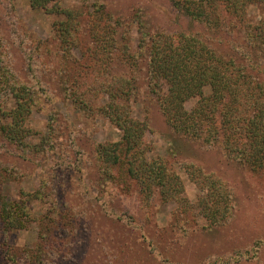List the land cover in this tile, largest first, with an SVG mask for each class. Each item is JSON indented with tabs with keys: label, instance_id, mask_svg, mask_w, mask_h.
Masks as SVG:
<instances>
[{
	"label": "rangeland",
	"instance_id": "rangeland-1",
	"mask_svg": "<svg viewBox=\"0 0 264 264\" xmlns=\"http://www.w3.org/2000/svg\"><path fill=\"white\" fill-rule=\"evenodd\" d=\"M219 11L215 26L213 17L211 25L190 20L169 0H58L40 8L0 0L1 64L34 99L22 144L0 134L1 195L29 214L24 229L7 235L0 222V264H264V171L233 164L217 144L175 133L159 108V90L118 50L124 35L129 54L145 62L140 20L146 33L196 37L264 86V0L237 18ZM118 75L127 78L132 117L146 126V159L180 178L189 206L164 202L158 192L143 201L137 186L107 181L96 149L120 139L103 112V87ZM195 104L190 99L185 109ZM0 106L14 108L8 93L0 94ZM190 166L229 189L224 224L209 226L197 210L201 193Z\"/></svg>",
	"mask_w": 264,
	"mask_h": 264
},
{
	"label": "trees",
	"instance_id": "trees-1",
	"mask_svg": "<svg viewBox=\"0 0 264 264\" xmlns=\"http://www.w3.org/2000/svg\"><path fill=\"white\" fill-rule=\"evenodd\" d=\"M27 1L30 7L40 8L58 0ZM254 1L169 0L171 6L190 20L211 25L213 17L215 26L221 16L219 8H225L237 18ZM137 24L140 49L147 52V59L140 63L129 54L124 35L117 42L119 55L127 56L129 64L141 69L144 78L159 90V108L171 129L182 137L219 145L224 157L233 164L254 173L264 171V86L241 74L244 68L234 66V60L222 58L196 37L146 33L140 20ZM60 30L62 35L67 34L69 26L64 25ZM1 46L0 37V58ZM126 79L123 75L112 76L103 87L108 98L104 115L120 132L118 141L97 145V159L103 164L107 181L128 189L132 184L137 186L143 201H149L158 192L164 202L189 206L180 178L163 162L145 157L146 126L131 115ZM206 87L210 88L208 96L203 94ZM3 92L11 96L14 108L7 111L0 106V121L6 120L0 124V134L10 143L22 144L30 134L24 123L31 113L33 95L27 87L12 80L0 59V94ZM190 99H196V104L187 111L185 103ZM187 172L201 193L195 206L202 218L211 227L224 224L232 209L227 186L194 166ZM4 181L0 175V222L3 234L7 235L12 230L24 229L29 214L23 203L1 195ZM38 193L29 197L35 199Z\"/></svg>",
	"mask_w": 264,
	"mask_h": 264
}]
</instances>
